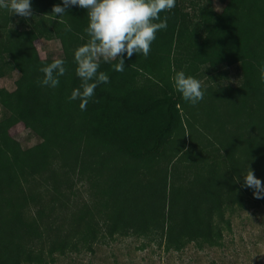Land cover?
I'll list each match as a JSON object with an SVG mask.
<instances>
[{
    "label": "trees",
    "instance_id": "obj_1",
    "mask_svg": "<svg viewBox=\"0 0 264 264\" xmlns=\"http://www.w3.org/2000/svg\"><path fill=\"white\" fill-rule=\"evenodd\" d=\"M181 1L160 13L167 28L147 57H125L123 72L99 60L110 79L84 110L68 97L81 85L74 51L89 40L87 10L70 6L57 20L49 14L62 0H31L27 18L0 9V77L28 69L13 90L0 87L1 109L41 138L22 148L0 119V264H40L103 232L153 233L166 249L214 246L227 206L264 203L243 178L249 165L264 184V0H227L217 12L187 0L191 14ZM19 24L57 39L62 56L40 57ZM182 54L187 75L204 64L214 82L196 105L173 87ZM57 58L65 74L42 86L40 69ZM231 65L235 85L219 81Z\"/></svg>",
    "mask_w": 264,
    "mask_h": 264
},
{
    "label": "rangeland",
    "instance_id": "obj_2",
    "mask_svg": "<svg viewBox=\"0 0 264 264\" xmlns=\"http://www.w3.org/2000/svg\"><path fill=\"white\" fill-rule=\"evenodd\" d=\"M205 1L200 0L201 3ZM209 1L214 11L217 12L224 7L227 0ZM181 2L184 4L185 11L191 14L192 8L188 5V1L182 0ZM18 26L23 30L27 39L33 41L40 57L62 56V48L57 39H44L38 37L30 27L21 24ZM14 49L19 51L16 47ZM185 55L182 54L178 58L175 71L183 70L186 73L189 66H187V61L184 62ZM204 69V64L199 65L194 73L196 75L191 76L207 85V82L211 80H209V73H205ZM27 71L28 69L24 71L13 69L8 75L0 77V87L13 90L15 79ZM221 72L225 73V77H221L220 82L235 85L239 81V71L236 65L226 66L221 69ZM218 77L219 75L216 78ZM211 84L214 85V82L212 81ZM3 117H8L4 126L22 148L41 141L40 136L30 131L19 118L2 111L0 105V119ZM179 138L180 134L175 136L176 140ZM78 195L81 196V193ZM76 198L82 200L83 196ZM215 221L221 226V239L214 246L198 247L191 241L179 250L166 249L162 238L160 239L153 233L145 235L115 232L109 235L103 232L98 233L91 242L78 240L73 250L54 253L47 258L45 256V261L40 264H264V203L249 199L245 200L243 206L235 204L227 206L221 219L218 216L215 217Z\"/></svg>",
    "mask_w": 264,
    "mask_h": 264
},
{
    "label": "clouds",
    "instance_id": "obj_3",
    "mask_svg": "<svg viewBox=\"0 0 264 264\" xmlns=\"http://www.w3.org/2000/svg\"><path fill=\"white\" fill-rule=\"evenodd\" d=\"M175 5L176 0H62L54 4L49 14L53 19L61 20L70 6L84 8L88 15L85 31L89 40L74 51L75 71L81 85L72 90L68 99H79V107L84 110L98 85L109 82V75L98 71L101 58L105 62L118 61L114 70L123 72L125 57L131 58L134 53L147 57L157 32L167 28V17L161 18L160 13ZM0 9L26 18L33 15L31 0H0ZM66 30H70V25ZM40 71L44 74L40 84L55 88L66 72L65 61L57 58ZM261 78L264 79V71ZM171 79L174 89L186 102L196 105L204 99L206 86L200 79L183 70L176 71ZM243 178L244 186L252 188L256 198L264 197V184L249 165Z\"/></svg>",
    "mask_w": 264,
    "mask_h": 264
}]
</instances>
